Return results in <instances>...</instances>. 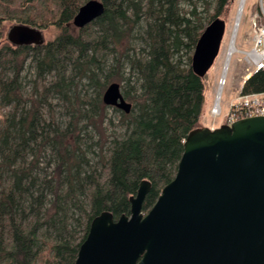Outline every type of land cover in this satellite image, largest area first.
I'll list each match as a JSON object with an SVG mask.
<instances>
[{
	"label": "trees",
	"instance_id": "trees-1",
	"mask_svg": "<svg viewBox=\"0 0 264 264\" xmlns=\"http://www.w3.org/2000/svg\"><path fill=\"white\" fill-rule=\"evenodd\" d=\"M87 1L0 0V27L14 20L61 29L41 46L0 48V264H74L92 220L104 211L129 215L143 180L152 184L143 211L154 206L176 176L184 140L200 127L205 81L192 56L231 0H214L205 19L196 2L186 10L181 0H100L103 15L73 30ZM28 61L36 77L26 92ZM114 82L130 113L104 103ZM263 92L260 69L242 93ZM111 109L123 132L104 139Z\"/></svg>",
	"mask_w": 264,
	"mask_h": 264
},
{
	"label": "water",
	"instance_id": "water-1",
	"mask_svg": "<svg viewBox=\"0 0 264 264\" xmlns=\"http://www.w3.org/2000/svg\"><path fill=\"white\" fill-rule=\"evenodd\" d=\"M104 11L102 1L89 0L73 25L82 29ZM226 27L215 18L199 37L192 56L199 76L219 56ZM8 39L16 47L46 44L43 31L26 24L14 25ZM103 101L132 109L117 82ZM151 187L149 180L140 183L129 215H97L74 264H264V116L192 130L175 178L146 213Z\"/></svg>",
	"mask_w": 264,
	"mask_h": 264
},
{
	"label": "rangeland",
	"instance_id": "rangeland-1",
	"mask_svg": "<svg viewBox=\"0 0 264 264\" xmlns=\"http://www.w3.org/2000/svg\"><path fill=\"white\" fill-rule=\"evenodd\" d=\"M191 2H196V4H198V10L202 12L201 17H204V19L208 18V13H215L214 0H181L180 4L182 8L188 10ZM239 4L240 0H231L229 8L220 16H218L220 19L226 22L227 29L219 56L217 57L214 65L208 71L206 76L203 77L205 81V104L203 105L202 114L200 116V127L210 126V128L214 129L225 124V122L227 121V115L229 113V105L231 104V102L235 101L242 92L243 84L248 79V77L246 78V76L249 75V70L251 71L252 69L246 58L245 52H249L253 47L254 28L252 22L254 21V17H261L262 15V6L260 4V0L245 1L244 11L235 40L237 52H234L232 54L227 71L224 73V66L227 59L232 30L234 28L235 20L237 17ZM206 9H208V12H206ZM18 24L23 23H18L14 20H6L2 23L0 27V31L2 34L0 39V48L6 45L16 47L9 41L8 33L14 25ZM75 28L76 27L74 26L73 30H75ZM39 29L43 31L45 43L54 40L56 36L61 32V29L56 26H49L45 29ZM29 63L30 61L27 62L25 70L22 73L23 83L26 85V92L31 91L32 82L29 81L35 79L36 77L35 70L30 67ZM51 78L52 76L47 77L48 80H50ZM133 80H135L134 77ZM222 80L224 84L222 83L221 85ZM218 96L219 101H217ZM217 102H219V105L223 110L222 115H216V111L214 108ZM55 104L58 118H63L64 110L62 108V103L55 100ZM5 111H7V109L0 108V119L3 117ZM100 130L101 131L98 136L102 137L104 135V139L112 136L113 131L121 134L123 130L120 123V115L112 109L109 110L108 118ZM94 132L97 133L96 131H89L90 135H94ZM89 143L91 142L89 141Z\"/></svg>",
	"mask_w": 264,
	"mask_h": 264
},
{
	"label": "built area",
	"instance_id": "built-area-1",
	"mask_svg": "<svg viewBox=\"0 0 264 264\" xmlns=\"http://www.w3.org/2000/svg\"><path fill=\"white\" fill-rule=\"evenodd\" d=\"M246 1V0H245ZM262 6L261 17H254L252 22L254 28L253 47L245 52L246 58L251 65V71L246 78L260 69H264V0H260ZM216 115H222L223 110L214 108ZM257 116H264V92L243 94L242 92L235 101L229 105V113L225 124L232 125L234 122Z\"/></svg>",
	"mask_w": 264,
	"mask_h": 264
},
{
	"label": "bare ground",
	"instance_id": "bare-ground-1",
	"mask_svg": "<svg viewBox=\"0 0 264 264\" xmlns=\"http://www.w3.org/2000/svg\"><path fill=\"white\" fill-rule=\"evenodd\" d=\"M244 7H245V0H240L237 17H236V20H235L234 28L232 30V36H231V41H230V45H229V49H228V53H227V59H226L225 66H224V73L227 71L228 64H229V61H230V58H231L232 54L234 52H237L236 45H235V40H236L237 32H238V29H239L241 17H242L243 11H244ZM222 83H223V80L221 82V85H222ZM217 101H219V96H218ZM219 106H220L219 102H217L215 107L216 108H220L222 110L221 106L220 107Z\"/></svg>",
	"mask_w": 264,
	"mask_h": 264
},
{
	"label": "crops",
	"instance_id": "crops-1",
	"mask_svg": "<svg viewBox=\"0 0 264 264\" xmlns=\"http://www.w3.org/2000/svg\"><path fill=\"white\" fill-rule=\"evenodd\" d=\"M204 104H205V100H204ZM210 127V126H209Z\"/></svg>",
	"mask_w": 264,
	"mask_h": 264
}]
</instances>
